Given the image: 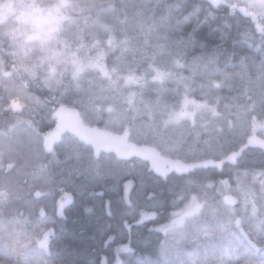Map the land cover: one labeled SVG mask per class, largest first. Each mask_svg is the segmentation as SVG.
<instances>
[{
    "label": "trees",
    "instance_id": "16d2710c",
    "mask_svg": "<svg viewBox=\"0 0 264 264\" xmlns=\"http://www.w3.org/2000/svg\"><path fill=\"white\" fill-rule=\"evenodd\" d=\"M245 5L244 0H98L88 13L89 22H96L102 42L116 45L108 64L129 77L127 86L123 79L112 85L89 73L78 84L66 82L55 95L42 87L30 88L33 99L45 106L39 112L9 101L12 85L0 87V264H82L92 254L109 257L111 264L116 248L127 243L123 221L132 225L133 241L158 226L152 222L135 226L136 217L125 216L123 204H118L116 193L110 191L119 177L149 166L146 159L104 150L95 154L91 144L70 131L47 143L46 135L64 110H75L86 128L126 131L128 142L152 147L175 160L178 156L198 161L222 158L236 153L234 149L248 147L250 134H264V104L260 102L264 96L260 71L264 26H258L264 19L257 15L256 21L246 13L250 10ZM177 20L181 21L179 31ZM188 34L193 43L181 44L180 38ZM184 98L203 106L193 119L170 120ZM53 147L55 154L49 155ZM259 154L260 147L249 148L245 158L252 160ZM94 156H99L103 165L101 178L88 173ZM245 166L254 167L251 163L241 165ZM230 175V188L240 187L250 199L249 211L259 207L264 213V199L260 198L264 177L249 172L247 178L241 175L244 182L239 186L226 167L224 173L212 170L207 176H171L163 196L172 203L174 197L168 189L175 181L173 190L181 198H175V205L159 223L167 224L191 195H203L214 204L221 192L219 183L210 185L227 181ZM187 180L192 183L185 184ZM99 192L104 195H88ZM65 193H71L75 203L61 216L59 205ZM109 198L113 201L111 217L104 207ZM243 200L239 195L224 203L235 208L232 227L242 238L250 260H240V264H264V241L255 235L254 240L246 232L253 221L249 212H242ZM148 203L141 199L138 207L149 211L144 208ZM109 235L115 240L105 248ZM44 237L47 241L41 246L38 243ZM163 239V233H153L152 246L138 253L155 259L156 246ZM220 239L219 233L207 231L200 237L202 244L187 245L191 252L194 247L196 258L201 259L214 247L222 248ZM127 258L121 255V259Z\"/></svg>",
    "mask_w": 264,
    "mask_h": 264
},
{
    "label": "clouds",
    "instance_id": "9594fccd",
    "mask_svg": "<svg viewBox=\"0 0 264 264\" xmlns=\"http://www.w3.org/2000/svg\"><path fill=\"white\" fill-rule=\"evenodd\" d=\"M96 2L0 0V87L13 86L9 101L39 112L45 106L33 99L30 88L42 87L55 95L66 82L78 84L89 73L112 85L123 79L127 86L129 77L108 64L116 45L102 42L96 22H89ZM181 115L175 112L169 119Z\"/></svg>",
    "mask_w": 264,
    "mask_h": 264
},
{
    "label": "snow or ice",
    "instance_id": "6c2138e0",
    "mask_svg": "<svg viewBox=\"0 0 264 264\" xmlns=\"http://www.w3.org/2000/svg\"><path fill=\"white\" fill-rule=\"evenodd\" d=\"M197 11L198 8L196 9ZM207 17V14H206ZM187 20V17L184 18ZM181 21L177 20L175 27L177 30H180ZM222 38V37H221ZM180 43L183 45H191L193 43V37L191 34L182 36L180 38ZM261 71V88H264V64L260 66ZM244 74V66L241 65V76ZM249 99H252L249 96ZM260 102L264 104V96L261 97ZM260 147L249 145L246 148H237L233 151L237 153L235 158H230L231 154L222 158L213 157V163H204L196 159H186L182 157H177L175 161V167L171 170L169 169H160L158 170L155 167L147 166L141 167L139 171L129 172L124 176L119 177L117 184L114 185L110 191H113L117 195V203H122L124 206L123 214L125 216L134 215L135 226L144 227L148 222L153 224H158V226L147 229L149 233L148 236L141 237L133 241V232L132 225H129L125 220L123 221L124 228L127 229V243H121L116 248V255L111 259V264H185V261L181 258L183 255H192V253L187 252L179 247L180 240L176 238L173 234L171 237V242L168 237L170 235L171 226L175 224L182 223L183 217L179 214H172L173 219L170 223L164 224L159 223L160 218L165 216L168 213V208L175 205V198L179 197V194L174 192L173 186L175 181H172V186L169 187L168 191L173 195L174 199L172 203L169 204L167 199L163 196L165 191L164 185L169 182V178L175 174H180L182 176L194 177L197 173H203L205 176L209 175L212 170H215L219 173H224L225 168L227 167L229 173H233L236 178V182L239 186L243 185L241 180V175L244 178H247L249 172L252 175L264 177V147H260V154L258 157L247 160L245 158V153L248 152L249 148ZM49 155L55 154V148L48 150ZM77 158H79L77 156ZM206 159V158H205ZM253 164L254 167L249 169L248 167H241V165ZM218 165V166H217ZM102 163L99 156H94L89 160L88 163V173L94 178L102 177ZM130 167L135 169V164H130ZM235 170V172H233ZM132 177V178H129ZM233 176H229L227 181H215L210 186H215L219 183L223 186H227L228 190L231 191L230 185L232 183ZM192 183L191 180L185 181V184ZM237 190H240L238 187ZM88 195H99L103 196V192L99 193H88ZM41 196L40 193H37V198ZM261 199H264V193L261 194ZM144 199L149 201L144 208L149 209V211L142 210L139 208L140 200ZM75 203L74 196L71 193H65L62 196L61 203L59 208L61 210V216L66 215V211ZM252 204H255V198L251 201ZM112 199L104 201L105 214L109 217L112 216ZM86 211L88 209H85ZM243 211L249 212L250 218L253 223L248 230L249 235L257 236L260 241H264V213H261L259 207L253 208L249 211V201L247 197L245 198ZM234 215V211H233ZM228 236L232 239L228 240V243L236 249L237 252L242 255H247V250L244 249L243 240L237 235V231L233 230L231 223L226 229ZM153 233H163L165 239L158 241L156 246L157 256L155 259H152L150 255H141L138 253L140 249H146L152 246L151 235ZM137 235H139L137 233ZM115 240V237L109 235L105 240V248L110 247L111 243ZM250 248V246H249ZM243 250V251H242ZM198 251V250H197ZM126 255L128 258L121 259V255ZM82 264H110L109 257L102 256L101 254H92L87 256ZM189 264H198L197 260H191ZM203 264V262H200ZM236 264H240V257H237Z\"/></svg>",
    "mask_w": 264,
    "mask_h": 264
},
{
    "label": "rangeland",
    "instance_id": "374dc122",
    "mask_svg": "<svg viewBox=\"0 0 264 264\" xmlns=\"http://www.w3.org/2000/svg\"><path fill=\"white\" fill-rule=\"evenodd\" d=\"M244 1H246L245 6L250 10V12L246 11V13L253 16L256 21L258 20L256 19L257 15H261V18L264 19V0ZM258 26H264V22L258 21ZM202 106L203 104L199 101L184 98L180 109L176 112H180L182 114L180 119H193L195 111ZM66 131L74 133L81 140L91 144L95 154H99L102 150L112 151L122 157L139 156L144 158L149 162L150 166L155 167L158 170H171L175 167V159H170L161 155L152 147L137 146L128 142L125 138L126 131L116 133L112 129L95 131L91 128L84 127L81 124L78 113L72 109L64 110L60 113L57 124L46 135L47 143L52 144ZM246 145L264 147V134L257 132L250 134L247 138ZM235 156L236 153H233L230 158L234 159ZM202 162L213 163L214 161L212 159H205ZM242 181L244 182V180ZM237 189L238 188H232L231 191L228 192L226 187L219 184L218 190L221 192V196L214 204L210 203V199L206 198L205 200V196L203 195H191L187 202L180 208V212L177 214L183 217V221L182 223L171 226L168 239L171 242V237L174 234L176 238L180 240L179 247L189 253H192L194 257H192V255H183L181 257L185 261V264H189L191 260H197L198 264H200V262H203V264H234L237 257H240L241 261H244L247 258L246 255H242L237 252L232 244L228 243V240L232 239V237H229L228 232L226 231L229 224L231 223L232 225L233 211H235V208L233 206L226 207L224 206V203H228L231 199L234 201V199H236L239 195H242V198L244 199L243 202H245L246 193ZM247 200L249 201L250 199L247 197ZM242 212L245 213L243 210ZM168 223H170V219ZM241 226L242 225H240V227ZM250 227L251 225L247 227V233ZM207 231L219 233L221 241L218 245L222 246V248L214 247L209 254H204L205 256L201 259L196 258L198 254H195L194 247L203 243V241L200 240V237L202 234L205 236ZM250 236L255 240L254 235ZM46 241L47 239L44 237V239L42 241L40 240L38 244L43 246ZM187 244L194 245L193 252L190 251V247ZM244 249L246 250L245 247ZM249 261L250 260L248 258L245 260L247 263Z\"/></svg>",
    "mask_w": 264,
    "mask_h": 264
}]
</instances>
